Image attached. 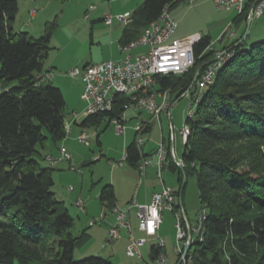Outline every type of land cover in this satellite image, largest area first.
<instances>
[{"label": "trees", "instance_id": "trees-1", "mask_svg": "<svg viewBox=\"0 0 264 264\" xmlns=\"http://www.w3.org/2000/svg\"><path fill=\"white\" fill-rule=\"evenodd\" d=\"M179 3L144 0L122 44L137 39L141 34L136 32L157 20L166 6ZM249 6L234 23L247 22ZM18 10V0H0V264H113L96 256L74 260L88 234L73 235L74 218L52 191L54 169L40 164L49 144L67 137L64 94L41 80L56 25L39 38L17 32L12 24ZM212 41L202 36L194 49L196 62L185 75L159 79V89L170 91L172 103L188 90L196 93L203 72L194 83L196 71L219 51L208 50ZM239 42L227 47L231 57L189 120L191 134L182 153L201 208L207 209L204 239L193 246L194 264H264V41L249 48ZM127 102L118 95L113 112L86 117L83 125L119 117ZM150 131L145 127L143 133ZM141 148L137 138L128 146L129 165L138 167ZM164 167L178 175L176 195L184 206L183 173L170 151ZM99 198L104 208L115 207L111 185L103 187ZM162 251L152 245L150 258Z\"/></svg>", "mask_w": 264, "mask_h": 264}, {"label": "rangeland", "instance_id": "rangeland-1", "mask_svg": "<svg viewBox=\"0 0 264 264\" xmlns=\"http://www.w3.org/2000/svg\"><path fill=\"white\" fill-rule=\"evenodd\" d=\"M26 0H18L19 2V11L16 15V24L17 28L20 29L25 21H31L29 19V10L24 6ZM28 2V1H27ZM33 2V0H31ZM49 1L42 0L39 4H36L34 8L39 9L43 8V5H47ZM65 4L67 8L66 15L61 17L60 11L61 6ZM49 12L48 16L41 11L37 10L40 16L43 19H50L49 23L46 26H43L42 33L46 31V28L54 23L56 29L52 35L50 50L47 57L44 60V66L49 64H54V72L58 76L63 77V81L57 79L51 83L55 85L60 83L64 87V95L68 100V104H76L77 97L75 94L77 82L76 79H73L67 75V72L70 69L78 68L83 69L88 63H92L90 58L91 45H84L78 50H74L68 46L63 45L71 32L74 31L75 25L72 24L73 20L77 16L78 12L81 9L79 4H76L74 0L61 1L53 0L52 5H48ZM181 11V16L177 18L178 28H177V37L178 35L187 30H196L200 31V35H210L212 40L215 42V48L217 50L221 49L225 43H229L230 34L232 32L236 33V37L233 40H240L244 42V46L249 48L250 44L256 41H264V14L259 18H254L253 23L250 26L247 36H245L247 24L240 23L234 24L233 20L236 17V14L233 11L219 10L212 0H205L200 7H197V4L194 3L192 6L187 2L182 3L178 6L176 11ZM59 13V14H56ZM49 17V18H48ZM41 18V19H42ZM32 22V21H31ZM231 25V29L225 35L224 40L219 42V39L223 33L227 30L228 26ZM42 34V35H43ZM35 35V36H34ZM30 36L35 38L41 37L38 32H31ZM176 38V37H175ZM112 49L115 52L118 51V46L114 47L107 46L104 47V53L110 55ZM119 52V51H118ZM93 53L97 59H100L99 56L102 55L101 46H93ZM99 55V56H98ZM107 57V56H106ZM104 57V60L116 59L113 56L109 58ZM117 60V59H116ZM58 87V86H56ZM207 91V86L200 87L198 85L196 93H194L193 98L197 96V93L204 95ZM80 103L86 104L80 99ZM74 107V106H73ZM196 110V107L190 105V99L184 97L175 101L174 106L171 108V121L168 117L167 112L161 114V121L156 117L151 116L147 112H142L141 115H136L133 111H127L128 122L124 125L125 129L121 134L116 132V126L111 124L107 127L104 123L94 132L91 130L92 137L88 138L89 146L81 144L79 141L76 142L77 148H86L88 154V160L83 165L73 160L71 166L65 163L58 164L56 166L53 177L54 185L52 186V191L56 194V197L61 200L64 199L66 207L69 209L72 217L74 218V226L72 233L75 237H81L85 232L90 235V238L85 242H82L74 252V260L79 261L88 257L96 256L101 258H108L114 264H150V257L148 254L149 244L145 245L142 249L144 259L130 258L126 254V239L127 237L120 240L110 241L109 231L112 226L108 229V224L111 220H107L106 216L112 214L109 209L104 215L103 206L101 201L98 199V194L101 190V187L110 182L111 176L113 175V166L112 162H118L123 159L124 153L126 151V141H132L135 138V132L140 121L143 119L151 125V131L145 134H139L137 139L143 138L144 140V151L145 153H152V158L154 157L155 151L158 149L162 138L168 139L170 132L171 122L174 125L176 133L182 129L184 125V114L188 113L190 109ZM100 135L101 146L97 143V135ZM54 143H50V150H56ZM176 152L179 155L182 153V144L180 139L177 137L176 143ZM46 151L44 152V154ZM155 158V157H154ZM155 160V159H154ZM49 163V162H48ZM40 164L42 167H47L46 160H41ZM64 164V165H63ZM63 165V166H62ZM124 168L116 169L114 173L116 191L122 197H128L129 192L132 188L131 183L134 181L131 175H126L125 172L129 170L130 172H136L138 178L139 173L132 166L128 165L127 162L124 163ZM72 168L79 169L80 172L73 170ZM119 168V167H116ZM150 168V167H149ZM147 170V169H146ZM162 177L166 182L168 187H172L174 190H178L179 181L178 175L171 172L168 168L162 171ZM156 182L157 184H162V179L155 177L154 179H148V183ZM144 189V188H143ZM135 187H133L132 192L134 193ZM81 198L84 203L85 208H81L76 205V201ZM178 201H180L178 199ZM184 207L187 211L188 217L192 223L196 222L198 214L201 210V201L199 199V193L197 189L196 180L193 176H189L183 196ZM129 208V207H128ZM128 208H121L127 210ZM135 215V210L131 211V216ZM103 224L92 227L90 222L94 219H103ZM133 223L135 222L134 218ZM136 223H134V226ZM137 228V227H136ZM134 229L131 235H134L136 238L144 237L138 235L137 229ZM122 231V234L127 232ZM128 235V233H127ZM159 235L164 237L166 240V253L169 256V261L171 264H175V246H176V229H175V218L173 213L166 212L163 217V223L159 230Z\"/></svg>", "mask_w": 264, "mask_h": 264}, {"label": "built area", "instance_id": "built-area-1", "mask_svg": "<svg viewBox=\"0 0 264 264\" xmlns=\"http://www.w3.org/2000/svg\"><path fill=\"white\" fill-rule=\"evenodd\" d=\"M178 2L186 1L192 4L194 0H177ZM216 7L220 10L235 11L237 15L244 13L248 8L249 18L250 13L254 18H259L264 14V0H213ZM259 1V2H257ZM89 7V10L93 9ZM37 9L30 10V17L33 19L36 16ZM129 14L119 15L117 19L127 23ZM89 17L88 12L85 18ZM106 23H112V16H107ZM178 27V22L172 17L171 9L166 6L160 17L151 22L135 40L121 46V51L125 57L120 61L107 60L101 63L90 64L82 70L75 68L70 69L67 75L71 78L81 77L84 83L83 92L81 95L82 101L86 104L83 115L85 117L98 115L101 113H111L115 109L116 97L123 96L127 98L126 111H146L153 117L161 121V114L167 112L171 121V108L174 106L171 100L169 90H160L158 87L159 79L170 75L182 76L185 75L195 64V45L202 39V35L195 34L184 38H175V33ZM231 29V25L223 33L219 42L224 40L225 35ZM235 32H232L229 38L234 39ZM143 47L144 52L133 54L132 50ZM215 42L212 41L208 50H215ZM222 51H217L216 55ZM232 54L221 56L218 61L207 66L198 82L200 87L210 86L214 82L217 71L231 57ZM55 76V72L48 70L45 72L41 80L44 82L51 81ZM188 97L190 105L197 107L201 100L202 94L197 93L193 98L190 91H186L180 99ZM126 111L119 117L116 116L111 121L116 126V132L121 134L125 127ZM195 115L194 109H190L184 114V125L178 131V135L171 122L168 139L162 138L157 152L156 166L158 169V178H162V169L168 156V151L174 158L177 166L184 165L183 159L177 157L175 143L177 137L180 139L182 147L187 145L188 138L191 134L189 120ZM77 117V114H74ZM145 126L141 125L138 130L142 132ZM65 129L67 134L71 131L70 122L65 121ZM79 142L88 145V136L81 134L78 137ZM140 146H143V138L138 139ZM47 161L50 167H54L56 159L47 156ZM60 159L71 160V155L65 147L60 148ZM59 159V160H60ZM127 159V151H125L123 159L118 162H112L113 166L121 167ZM153 165L151 158H143L138 165V170L143 177L146 169ZM80 172L79 169L72 168ZM76 205L83 208V201L79 198ZM132 207L137 208L138 229L144 233V237L136 238L133 235L129 238V243L126 247V254L130 258H141V249L149 244L152 239L156 240V245L164 249L166 240L159 235L160 227L163 223V213L169 211L173 213L175 218L176 229V246L174 248L177 255V264H194L193 246L199 241H203L205 226L204 222L207 218V209L203 206L198 214L195 223H191L187 217L185 207L179 205L176 190L171 187L164 186L161 191L155 192L152 195L149 204L131 203ZM115 206L111 211L116 217V222L109 231L110 241H115L120 237L122 228H126L131 233V223L128 219V211ZM101 219H94L90 225L100 223ZM186 246H190L187 254H184ZM150 264H171L169 256L164 252L159 255Z\"/></svg>", "mask_w": 264, "mask_h": 264}, {"label": "crops", "instance_id": "crops-1", "mask_svg": "<svg viewBox=\"0 0 264 264\" xmlns=\"http://www.w3.org/2000/svg\"><path fill=\"white\" fill-rule=\"evenodd\" d=\"M41 1L42 0H33V2H31V0H26L25 1L24 6H26V9L29 10V19L32 22L31 21H28V22L25 21L24 25L20 29H16L17 28V24H16V18H15V21L12 24V26H13L15 31H17V32H27L29 35H31V32H33V33L34 32H38V34H40L42 36V34H43L42 33V30H43L42 28H43V26H46L49 23L50 19H43L42 16L39 15V13L42 11L43 14L45 13L46 16H48V14H49V12H47L48 9H49L48 5H52L53 0H47V1H49L47 3V5H43L44 7L42 9L41 8L37 9V10H41V11L40 12L38 11L36 13V16L33 19H31L30 10L32 8H34L36 4H39ZM61 1H64V3H65V1H69V0H61ZM74 2H76V4H79L81 6V9H80V11L78 12L77 16L75 17V19L72 22V24L75 25V27H74L75 29H74L73 32L70 33L67 41L63 45L68 46V47H70V48H72V49H74L76 51L78 50V48H80V47H82L84 45H86V46L91 45L90 58H91L92 63H88L87 65L95 64V63H101V62L107 61L108 59L104 60V57H106V56H107L106 58H109V56H113V57H115L117 59V60L116 59H109V60H114V61L122 60L125 57V54L121 51V46L124 45V44H122V39L124 37L125 31L133 27V25H134V21H133L134 13L142 6L144 0H74ZM203 2H205V0H194V2L192 4H190V6H192L194 3H196L197 7H200V5L203 4ZM182 3H184V2H180L178 5H176L175 7H173L171 9L172 17L176 21H177V18H179L181 16V11H179V10L176 11V9ZM213 3H214V1H213ZM90 6H93L94 8L89 10ZM60 9H61V11H60L61 17L64 18V16L66 15V12H67L66 5L63 4ZM87 12L89 14V17L86 19L85 18V14ZM233 12L237 16V13L235 11H233ZM56 14H59V13H56ZM124 14H129V16H128L129 22H127V23L121 22V21H119L117 19V16L124 15ZM109 15L112 16V23L111 24H107L106 23V18ZM240 23H245L246 24V22H244V21H242ZM240 23L235 22L234 24L238 25ZM252 23H253V21H252ZM143 30L144 29L141 28L138 31V33L136 32L135 35L138 36L139 34H142ZM195 34H200V31H196V30H192L191 31L189 29L187 31L181 32L178 35V37H177V30H176L175 37L176 38H184V37L195 35ZM34 36H32V37H34ZM202 36H209L212 39V37L210 35H202ZM234 41L235 40H233V39L231 40L230 39L229 43L226 42L225 43L226 45H223L222 48L219 49V51H221L223 49L226 50L227 47L229 46V44L234 42ZM96 45L97 46L98 45L101 46L102 55L101 56L98 55L100 59H97L95 57V54L93 53V46H96ZM115 45L118 46V51L119 52L118 51L115 52L114 49H112L111 54L105 56L104 47H107V46L114 47ZM145 50H146V48L139 47V48H136V49L132 50L131 53L137 54V53L144 52ZM87 65H85L84 67H86ZM55 66L56 65H54L52 63V64H49V65L45 66V69L52 70L54 72ZM57 79H60V80L63 81V77L62 76H58V75L55 74L54 78L49 83H51L52 81H55ZM73 79H76V82L78 83L77 87H76V90H73V91H75V94H76V97H77V103L74 104V105L73 104H68L67 103L68 100H67V98L64 95L65 100H66V104H67V106H66V121L70 122L71 131H70V133L67 134V137L63 141L54 144L56 146L55 152H54V149L50 150V148H49L50 144H49L48 149L46 150V153L44 154L45 157L51 156L52 158L57 160L55 166L53 167L54 170H55L56 166H58V164H61V163H65V165L69 164V166H71V163L73 162L74 159H75L76 162L82 163L84 165L89 158H88L87 150L86 151L84 150L86 148H83V147L82 148H77L76 142L79 141L78 137L81 134H86L88 136V138H89V135H90V137H92L93 135H91L92 134L91 130L92 131L95 130L94 132H98L97 130L104 123L107 125V127L110 126L111 124L115 125L111 121L110 117H105L103 120H101L97 124L89 123L88 125H83L86 117L83 115V112H84L85 109H84V105H82L80 103V99H81V95H82V92H83L84 83H83V80H82L81 77H77V78H73ZM54 86H58V88H60L62 90V92H63L64 87H62V85L60 83H56ZM63 94H64V92H63ZM128 111H130V110H128ZM142 112H144V111H138V112L133 111V113H136V115H141ZM74 114H77L76 118L74 117ZM124 122H125V124L128 122L127 111H126V119H125ZM141 125H143L145 127H151L149 122H147V121L142 119L140 121V123L138 124V126H137V130L135 132V138L132 141H129V142L126 141L127 142L126 143V145H127L126 149L128 148V146L133 141L136 140V138L138 136V134H137L138 127L141 126ZM145 133H149V132H144V133H143V131L140 132V134H145ZM96 138H97L98 145L101 146L100 135L98 134ZM88 143H89V141H88ZM81 144H84V143H81ZM86 146H89V144L86 145ZM61 147H65L66 148V150L71 155V160L68 161V160H61L60 159V148ZM141 150H142V155H143L142 158H151L152 161H153V165L149 166L150 168L149 167L147 168L146 173H145V175L143 177L141 176V174H140V172L138 170V167L132 166L134 169H136L138 171L139 178H138L136 172H130L129 170H127L125 172L126 175H131L133 177V180H134L131 183L132 188H131V190L129 192L130 193L129 196L128 197H122L116 191V185H115L116 183H115V177H114L115 175H114V173H115L116 169H122V168H124V166L116 168V166L112 165L113 166V172H112L113 175L111 176L110 182L105 183L101 187V190H100V192L98 194V199L99 200H100L99 197L101 195V191H102L103 187L106 186V185H111L113 187V190H114V193H115V206H118L120 208H125V207L128 208V207L131 206L132 202H135L137 204H149L151 202L152 195L155 192L161 191L164 186H167L166 182L163 179V177L161 178L162 179V184H160V185L157 184L154 181L150 182V184L148 183V179L153 180L154 179V175H155V177H157V175H158V169H157V166H156V162H157L156 152H157V150L154 153L155 154L154 155L155 158L154 157L152 158V153H145L144 144H143ZM183 150H184V148L182 147V153H183ZM182 153L179 156L177 154V157L181 159L182 158ZM45 160H46V163H47V167H49V163L47 161V158ZM164 169H167V167H163L162 171ZM133 187H135L134 193L132 192ZM61 201H63L65 203L64 199H61ZM178 202H180V201H178ZM102 206H103V211H104L103 213H104V215H106V211L108 209L104 208L103 204H102ZM83 208H85L84 207V203H83ZM134 210H135V215L131 216V211H134ZM109 211H111V210L109 209ZM166 212H169V211H165L163 213V217H164V214ZM111 213H112V211H111ZM186 214H187V211H186ZM109 215L110 216H106L107 220H111V219L112 220L109 221L111 223L108 224V229L116 221V217H115V215L113 213L109 214ZM187 217H188V214H187ZM132 218H134V220H135V222H134V223H136L135 226H134ZM128 219L130 220V223H131V233L137 227L136 229H137L138 235H140V237L143 236L144 233L140 232L139 229H138V218H137V208L136 207H132L131 209H129V211H128ZM103 220H104V217L100 221V223H98L99 226L103 224L102 223ZM190 222H191V220H190ZM95 226H97V224L93 225L92 227H95ZM122 231L127 232L128 235L125 232H124L125 234H122ZM131 233H129L128 229L122 228L121 231H120V237L117 240H120V239L124 238L123 235H125V237H127L126 243L128 245ZM89 238H90V235H88V239ZM154 244H156V240L152 239L151 242H150V245H149V250H148L149 251L148 252L149 257H150V248ZM144 247H146V246H144ZM165 248H164V252L166 253ZM142 249H141L142 257L138 258V259H144V256H143V253H142ZM175 256H176L175 264H177V255L175 254ZM108 260L110 262H112L110 259H108ZM152 261L153 260L150 258V263Z\"/></svg>", "mask_w": 264, "mask_h": 264}, {"label": "water", "instance_id": "water-1", "mask_svg": "<svg viewBox=\"0 0 264 264\" xmlns=\"http://www.w3.org/2000/svg\"><path fill=\"white\" fill-rule=\"evenodd\" d=\"M257 2H259V1H257ZM252 21H253V15L250 13V16H249V18H248V20H247V22H246V24H247V29H246L245 36H247V34H248V31H249V29H250V26H251V24H252ZM241 42H242V41H240L239 43H241ZM230 50H231V49H226V50H224V51L218 53L217 55H215V56H214L213 58H211L210 60L206 61L204 64H202V65L198 68V70L196 71V73H195L194 83L197 82L198 77L200 76L201 72H202L207 66H209V65L215 63L216 61H218L219 58H220L221 56L227 54L228 52H230ZM179 168H180V170H181L182 173H183V182H182L181 189H180V193H181V195H182V192H183V190H184V188H185V186H186V184H187L188 175H187V173H186V171H185L183 165H180ZM181 200H182V198H181ZM189 248H190V246H186L185 251H184V254H187Z\"/></svg>", "mask_w": 264, "mask_h": 264}, {"label": "bare ground", "instance_id": "bare-ground-1", "mask_svg": "<svg viewBox=\"0 0 264 264\" xmlns=\"http://www.w3.org/2000/svg\"><path fill=\"white\" fill-rule=\"evenodd\" d=\"M182 2H186V1H182Z\"/></svg>", "mask_w": 264, "mask_h": 264}]
</instances>
